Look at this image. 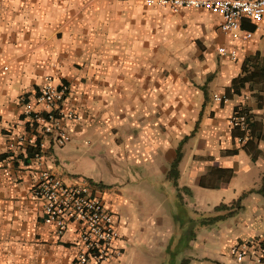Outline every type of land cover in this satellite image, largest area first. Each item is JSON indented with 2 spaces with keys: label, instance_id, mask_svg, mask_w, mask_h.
<instances>
[{
  "label": "crops",
  "instance_id": "0c3cea01",
  "mask_svg": "<svg viewBox=\"0 0 264 264\" xmlns=\"http://www.w3.org/2000/svg\"><path fill=\"white\" fill-rule=\"evenodd\" d=\"M253 31L232 60L218 52L231 44L209 11L0 0V264H72L77 227L60 237L44 221L31 195L42 167L16 142L31 133L25 110L47 82L70 87L64 106L82 120L66 121L65 146L45 137L43 168L75 183L89 147L108 165L87 180L115 212L124 252L102 264H260L232 252L264 240V21ZM238 108L253 122L244 144L230 124Z\"/></svg>",
  "mask_w": 264,
  "mask_h": 264
},
{
  "label": "built area",
  "instance_id": "2783aa9c",
  "mask_svg": "<svg viewBox=\"0 0 264 264\" xmlns=\"http://www.w3.org/2000/svg\"><path fill=\"white\" fill-rule=\"evenodd\" d=\"M145 4L172 12L184 9L209 11L215 15L221 32L231 44L230 47L220 46L218 52L232 60L238 57L237 46L249 42L255 35V31L246 28L244 22L259 28L264 21V0H145ZM69 93L68 85L57 86L47 82L35 98L38 108L26 107L25 115L30 118L31 133L20 135L17 143L25 148L39 145L35 156L38 165L42 163L47 149L45 137L56 146H65L71 140L66 121L79 123L82 120L76 111L64 106ZM214 100L222 102L228 98L214 94ZM230 124L244 132L238 142L246 143L251 133L247 114L237 111L230 118ZM100 191L99 185L86 179L66 183L50 169L42 171L32 189V197L43 202L45 222L54 225L57 235L63 236L71 225L77 227L72 264H102L123 255L115 212L100 196ZM232 252L237 261H244L253 255L258 263L264 264V240L240 242Z\"/></svg>",
  "mask_w": 264,
  "mask_h": 264
},
{
  "label": "trees",
  "instance_id": "16d2710c",
  "mask_svg": "<svg viewBox=\"0 0 264 264\" xmlns=\"http://www.w3.org/2000/svg\"><path fill=\"white\" fill-rule=\"evenodd\" d=\"M255 28H256V26H255V25H252V27H250L249 29H250V30H253V29H255ZM262 70L264 71V66H263ZM226 97L229 98L227 95H226ZM238 111H241V112H243V113H246L247 116H248V120H249V122H250L251 133H250V137H249V139L246 141V143H247V142L250 141L251 136H252L253 122H252L251 114H250V112H249L247 109H245V108H240V109L238 108ZM29 125H30V123H29ZM235 128H237V130H239V131L241 132L240 136H243V135H244V132H243L239 127H235ZM39 141H40V140H39ZM39 141H38V142H39ZM38 146H39V145L37 144V146L30 145V146L27 147V151H28L30 157H35L36 154L39 152V147H38ZM181 156H182V153H181V147H180V148L178 149V155H177V158H176V160L174 161V163H173V165H172V169H171V174H172V176H175V175L177 174V168H178V166H179V162H180ZM178 176H179V171H178ZM175 183H176V182H175ZM260 191L264 194V181H263V186H262V188H261ZM240 207H241V205H240V199H239L238 201L232 203L231 205L222 204V205L216 207V211H226V213H224V214H220V215L212 216L210 219H211V221H213V222H214V221L217 222V221L223 220V219L227 218L228 216H231V215H232L233 213H235L237 210H239Z\"/></svg>",
  "mask_w": 264,
  "mask_h": 264
},
{
  "label": "rangeland",
  "instance_id": "374dc122",
  "mask_svg": "<svg viewBox=\"0 0 264 264\" xmlns=\"http://www.w3.org/2000/svg\"><path fill=\"white\" fill-rule=\"evenodd\" d=\"M16 142H17V140H16ZM46 147H47V149L45 150V152H47L49 150V148H48L49 146L47 143H46ZM58 148H60V147H58ZM87 151L88 152H87V156H85V159L81 160L79 162V164L75 166L77 171L82 172L79 174L72 175V178H75V180H77V181H79L80 179H85V178L87 180V179H90L92 177L96 179V177L101 175L105 169L108 170L107 169L108 165L105 164V161H103L101 158L93 156L89 153V151H91V147L87 148ZM43 165H44V156L42 159V163L39 164V166L42 168H41V171L39 173L38 180L40 179L42 171L45 169H48V168H43ZM31 195H32V192H31Z\"/></svg>",
  "mask_w": 264,
  "mask_h": 264
}]
</instances>
